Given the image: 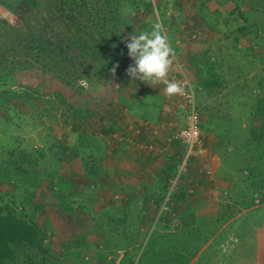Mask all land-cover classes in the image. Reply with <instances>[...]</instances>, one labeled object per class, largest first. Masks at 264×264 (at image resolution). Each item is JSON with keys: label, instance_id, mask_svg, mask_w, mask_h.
<instances>
[{"label": "trees", "instance_id": "16d2710c", "mask_svg": "<svg viewBox=\"0 0 264 264\" xmlns=\"http://www.w3.org/2000/svg\"><path fill=\"white\" fill-rule=\"evenodd\" d=\"M21 1L29 4V10L16 26L6 22L4 17L0 20V123L13 122V110L26 119L30 115L28 110H33L31 107L34 106L40 115L43 114L41 108L36 107L39 100L37 96L44 94L37 85L42 79H36V73L39 72L46 77H52L57 83L58 89L54 90V95L58 97L60 104L66 106L61 109L63 116L66 115L64 122L68 123L67 118H71L68 127L74 130L77 124L79 128L80 124L86 121L87 112L80 115L74 108L75 103L87 108L91 104L93 112L98 104L94 103L95 99L98 98L109 108L111 96L107 97L108 93L99 95L98 91H113L115 83H109L108 89L101 85L110 79L114 81L110 72L114 64H124L123 54L128 52L125 46L128 35H131V32L138 35L142 31H150L152 25L157 20L160 21L159 16L164 15L162 5L154 0ZM212 1L218 4V8L211 10L208 7L207 10L206 3ZM201 3L199 7L194 5L196 13L201 22L208 25L206 13L208 12V17H211V14L220 15L221 6L229 3L233 6L229 12H238V15L232 19L234 24H230L227 19L222 22V26L226 27L223 34L220 33L222 29L215 30L218 26L210 24L211 31L221 34L215 43L217 46L210 45L205 50L194 52L192 58L195 68L192 69L198 71V74L193 83L197 93L204 94L203 108L200 111L198 107V110L205 117L208 131L217 139L214 151L221 161L229 168L241 166L237 168L240 169V174L244 169L247 171L246 175L243 173L240 176L241 195L248 192L258 194L264 192V71L257 70V63L264 62V0H202ZM152 20L153 24L150 23ZM229 36H233L234 45H228V41L223 42V39H228ZM241 37L255 41L254 46L238 47ZM255 45L259 49H255ZM199 68L202 69L201 73ZM82 78L88 79V89L77 86L76 82ZM60 84L72 92L71 99L63 95L59 89ZM52 93L50 92V95H53ZM220 94L221 98L218 97ZM50 95L45 101L55 106L56 99ZM13 99L20 100L25 108H18ZM65 110L72 111L69 117V112L65 114ZM44 112L42 120L52 116L49 114V108L44 109ZM42 120L40 124L44 127L47 122ZM79 129L77 132L80 137L71 145L62 139L55 145H49V148H59L64 155L69 152L70 157L83 155L91 146H96L102 153L104 135L96 130L88 135ZM37 148L39 149L34 150V154L45 156L46 147ZM8 153L14 154V151L10 150ZM28 166V163L23 166L17 160L7 161L5 168L0 167L4 173L0 178L1 182H10L13 179H16L17 183L21 182L29 175ZM98 166L87 167V179L96 183L100 172ZM47 173L50 176L49 181L56 176L51 175L50 171ZM186 175L187 172L182 175L179 185ZM32 180L33 184L37 185L41 178L34 175ZM237 185L234 184V187ZM261 201H264V198ZM68 202L70 201H67L63 208L71 210ZM123 215L126 217V211ZM136 215L141 221L139 229L136 230L133 227L138 226L128 224L124 218L120 220L122 226L118 230L122 236L144 233L143 226L147 219L141 218L144 215L140 211ZM189 217L185 220L187 226L195 221L194 214L190 213ZM187 226L184 225V232L187 231L191 235L198 232L206 237V233L198 229L203 227L202 224L193 223L190 228ZM214 228L217 229V226ZM176 235L178 233L168 234V237L162 235L161 240L167 245L175 239L178 240ZM49 239L47 229L30 216L26 209L23 210L14 202L4 201L0 195V264H65L68 259L73 262L80 258V253L70 251L69 245L76 244L74 240L69 243L68 240L60 242L62 250L58 253L51 247ZM138 241H129L130 243L123 247L126 257L120 264H138V257L135 256L139 254ZM166 245L163 250L177 252L176 246L179 244ZM132 249L137 253L129 256ZM181 255L182 253L179 256ZM127 257L131 258L129 263H126ZM223 258L228 264L225 254L220 255L218 261ZM177 259H174L173 264Z\"/></svg>", "mask_w": 264, "mask_h": 264}, {"label": "rangeland", "instance_id": "374dc122", "mask_svg": "<svg viewBox=\"0 0 264 264\" xmlns=\"http://www.w3.org/2000/svg\"><path fill=\"white\" fill-rule=\"evenodd\" d=\"M154 1L162 5L164 15L161 17L159 16V18L163 23L164 28L167 30L168 39L175 51L174 62L169 75L178 71L179 66L176 64L178 62L182 65L184 71L188 73L192 84L194 85L193 82L195 80V76L198 74V71L192 69V67L195 68L192 58L194 56V52L205 50L210 47V45L216 47L217 44L215 43L226 29L225 26H222V22L227 19L230 24H234L235 21L232 19L235 15H238V12H236V14H231L229 12L233 7L231 3L223 7L221 6L222 14L220 15H213L209 12L212 16L208 17L207 12L206 21L208 22L209 20L208 25L203 21L201 22L198 14L196 13L197 10L195 9L196 6L199 7V5L202 4V0ZM205 6L207 7V10L208 7L211 10L215 7L218 8V4L215 1L207 2ZM28 10L29 4L21 0H0V20L4 17V19L7 20L6 22H11L15 26ZM173 22L176 23L173 25ZM150 23L153 24V20L150 21ZM210 24L218 26L215 27V30L222 29L220 32L221 34L211 31ZM10 30L12 31V29ZM170 32L171 34L169 35ZM11 33H13V31ZM132 33L133 32L130 34ZM233 36H229L228 39L224 38L223 42L228 41V45H234V40L232 39ZM129 37L130 35H128V38ZM239 40V44H237L238 47L248 45L254 46L253 43L255 41L252 39L249 40L248 38L241 37ZM255 49H259V47L255 45ZM127 53L123 54L125 55L124 64L128 62L127 60L129 56ZM129 60V63L133 62L131 58H129ZM262 63L264 62L257 63V66L259 67L257 70L264 71V64ZM127 67L128 66L123 68V65L119 66L116 69V75H111L114 77V81L110 79V81L99 85L108 89L109 83H115L113 93L115 90L118 91L116 85L120 83L119 80L122 77L129 78L125 72ZM27 71L30 73L29 70ZM201 71L202 69L199 68V73H201ZM36 74V79L42 78L39 80L37 85H39V88L44 91V94L37 96L39 100L36 103V107L38 109L41 108V113L43 114L40 115V113L35 110L34 106L31 107L33 110H28L30 115L26 119L25 117H20L16 111L13 110L11 112L13 122L0 123V167L3 168L9 160H17L20 164H23V166L28 163L29 166L27 170L29 171V175L27 174L28 177H26V179L24 177L19 183H17L16 179L11 180L10 182L4 181L3 183L0 180V195L3 196L4 201L14 202V204H18L21 208H23V210L26 209L30 216L34 217L40 225H43L47 229V234L50 236L49 243L51 247L56 250V252L59 253L62 250L60 242H63L64 240H68V243L71 240L76 242L75 245H69V248L71 252L74 251L75 253H80V258L73 262L71 259H68L65 261V264H120L126 257L123 247L126 246V244H129V241H133L135 239L139 240L137 242V245L140 244L137 251L139 254H135L137 252L132 249L129 251V256L135 254L136 258L138 257L137 260H139L138 264H173L174 259L177 258L180 259H177L174 264H226L224 260L225 258L221 259L220 262L218 261V255L227 253L225 251L226 247L224 249L219 248L216 250L217 240L215 238L212 237L213 239L211 238V242L208 241V246L204 250L200 251V249L206 244V239H208L209 236L208 227L210 226H208V224L206 227H198V229H200L199 231H204L206 233V237H204V234L200 235L198 232L191 235L189 232H184L183 230L184 225L187 226V224L182 214V208L186 206L189 207L191 203L195 201V199H192V196L196 193V191H198L199 194L202 193L201 188L203 187L205 181H200V178L201 180L211 182V179L205 175L206 172L204 167L206 166L202 161L203 159L199 160L201 159L200 157H198L199 159L195 157L189 162L187 173L190 170L189 173L194 181L192 180V182L188 181V183H181V187L183 189L180 191V194L176 195L178 199L173 198L174 200H172V196L178 192L180 185L177 183V188L174 187V192L168 195V191L170 189L168 181L165 195L166 204L162 209L157 211V213L156 211L149 212L152 213V215L151 219L148 218L146 224L143 226L144 233H132L131 235L122 236L118 230L119 227L122 226V223H120L117 219L114 220V216L119 219L122 217L124 218L123 209L118 210L116 208L115 212L111 211L109 206L112 201L115 200L114 197L110 199V195L97 194L96 190L98 189V186L93 188V180L90 179V181L87 179V172L89 171L87 167H94V165L98 166L100 162L99 157L101 154L99 150L95 148L96 146H91L89 148L90 150H87L83 152V155L76 157L68 156L69 152L67 155H64L62 151H59V148H49V145H55L58 140L62 141V139H64L67 144L69 142L71 145L74 141H76L77 137H80L77 132L80 126L90 132L93 127L87 125H93V123L96 124L97 119L104 116L102 113H104V110L106 111L108 109L106 108V104L101 103L98 98L95 99L96 101L94 103L98 104L95 106L94 111H99L96 114L94 111L92 112L93 107L91 104L89 105L90 107L87 108L83 107L81 104L77 105L75 103L74 108L78 110V113L81 115L87 112V116L85 117L86 121H83L84 123L82 122L83 124L81 123L79 128L77 124H75L74 130H71V128L68 127L70 126L69 123H71V118H67L69 122L65 123L64 120L66 119V115L63 116V111H61V109L66 108V106L60 104L58 97L54 95V90L58 89L57 83L52 79V77H46L39 72ZM59 86V89H61L64 93L63 95L71 99L70 95L72 92L65 88L62 84ZM95 90L97 91V87ZM194 90L197 107H200L201 111L203 108L202 101L204 100V94H198L195 85ZM50 92H53V95H50ZM98 93L99 95H107L106 93H112V90L110 89L108 92L101 90L98 91ZM49 95L51 98L56 99L55 106H52V104H48L45 101V99L49 98ZM221 96V94L218 95L220 98ZM12 101L18 108H25L20 100L13 99ZM218 102L219 100H217V103ZM46 108L50 109L49 114L53 117L51 116L44 119L47 122V125L45 124L44 127H41V118L45 115L44 109ZM67 112H69L67 115V117H69L72 111H64L65 114ZM201 116L203 119V138L206 142V139H208V133H211L208 131V126L205 123V117L203 115ZM105 118L106 117H102L103 120ZM101 122L102 124L104 123V121ZM97 129V132H101L102 135H104L102 138L106 137L105 134L107 131L104 130V128ZM7 130L12 131L7 133ZM80 141L83 140L80 139ZM43 146L47 149L45 156L35 155L34 150L37 151L39 149L37 147ZM10 150H13L14 154L9 155L8 152ZM208 150H210L209 147ZM90 154H92L93 157ZM103 164L105 167L107 166V162ZM222 165L223 169L226 171H233L236 173L235 175L230 174V177L233 184L237 185L239 182V185L234 187V191L224 198L225 201H220L224 204H236L246 208L251 203L255 202V199L261 200L264 198V192L258 194L248 192L246 195H241L240 180H242V178L240 176L243 173L246 175L247 171L244 169V171L240 174V169L237 168L241 166L229 168L225 162H222ZM190 166L192 167L190 168ZM48 171L52 173L51 175H56L52 181H49L50 176L47 173ZM100 172H102L101 169ZM174 174L175 169L173 177ZM202 174L203 177H201ZM34 175H39L41 178L37 185L33 184L32 179ZM236 175L238 178H236ZM2 176H4V173H2V169H0V178ZM213 177L214 174H212L211 178L213 179ZM199 186H201V188H199ZM190 187L194 189L193 193L188 192V188ZM182 193L184 195H182ZM67 201H70L68 203H70L71 210L63 208ZM196 201L198 200L196 199ZM180 203H184V205H181ZM186 210L187 208L185 211ZM136 213V211H132V216L127 219L128 224L138 226L133 227L134 230L139 229V224L141 222L136 218ZM199 218L202 220L207 218V221L210 220V215L202 214ZM157 219L158 221H156ZM193 223L194 221L190 224L192 225ZM190 224L187 226L188 228L191 227ZM233 230L236 231L237 227L234 226V224H229L227 229L221 232V239H223L221 245L226 241L230 248L234 247L233 243L227 240L229 234L233 232ZM182 231L184 233H181ZM172 233H178V235H176L178 236V240H175L176 242L172 241L167 243V245L162 242V235L168 237V234ZM251 238L254 240L253 237ZM179 239L182 241H179ZM171 243L179 244L176 246L178 247L176 253L173 251L171 252L170 250L169 252L162 249L164 245L169 246ZM180 253H182V255L184 253V257H182V255L179 256ZM130 260L131 258H128L126 263H129ZM227 261L228 264H238L235 257L229 258Z\"/></svg>", "mask_w": 264, "mask_h": 264}, {"label": "crops", "instance_id": "0c3cea01", "mask_svg": "<svg viewBox=\"0 0 264 264\" xmlns=\"http://www.w3.org/2000/svg\"><path fill=\"white\" fill-rule=\"evenodd\" d=\"M127 61L123 64V68L132 63H129V58ZM188 77L190 78L189 75ZM119 82L116 85L120 86L118 91L115 90L114 93L112 91L107 95V97L111 96V102L109 108L102 113L104 116L101 115L106 118L103 120L101 117L97 119L96 124L87 125L93 127L91 131L104 128L108 133L102 140L104 152L100 153L98 166L104 173H98L97 184L93 181L92 187L98 186L97 194L110 195V199L114 197L115 200L109 208L114 212L116 208L126 211V217H124L126 221L132 216V211L142 212L144 216L141 218L148 220L152 215L149 212L156 211L157 213L166 204L168 181L182 153V145L178 142L171 144L169 149L163 150L168 131L161 129L157 135L152 133L153 127L175 116L174 102L171 101V97L164 95L163 85L151 87L140 81L133 83L127 77H122ZM97 112L99 111H94L96 114ZM101 121L104 123L102 124ZM80 129V132L87 134L91 132L82 127ZM206 140V145L210 150L203 160L202 157L198 159L202 160L206 166L209 162L208 169L212 171L214 177L211 182L199 179L205 181L202 188L199 186L202 193L199 194L196 191L192 199L198 201H194L189 207L182 208V214L185 220L190 213L194 214V223L202 224L204 227L207 224L210 226L208 227V239L200 251L208 246V241L213 237L217 240L216 250L226 247L225 255L228 259L235 257L238 264H264V201L255 199L256 203L253 202L246 208L222 202L234 191L230 176L236 173L223 169L222 161L214 151L217 139L208 133ZM106 162L105 167L103 163ZM189 172L181 183L192 182L193 179ZM236 178H238L237 175ZM182 189L180 185L178 192L172 196V200L178 199L176 195L180 194ZM180 204L184 205V203ZM200 214L210 215V220L206 221L207 218L202 220L199 218ZM136 218H138L137 215ZM116 219L121 220L114 216V220ZM229 224L237 227V230H233L227 238L233 243V248H230L226 241L221 245L223 242L221 232L226 230ZM214 226H217V229Z\"/></svg>", "mask_w": 264, "mask_h": 264}, {"label": "clouds", "instance_id": "9594fccd", "mask_svg": "<svg viewBox=\"0 0 264 264\" xmlns=\"http://www.w3.org/2000/svg\"><path fill=\"white\" fill-rule=\"evenodd\" d=\"M125 46L129 58L133 61L125 70L131 82L140 81L151 87L163 84L162 91L167 97L184 95L185 87L180 82L168 78L175 51L161 21L157 20L150 31H142L138 35L131 34ZM118 67L119 63H116L110 69L112 76L116 75ZM76 83L85 89L90 87L87 78H82Z\"/></svg>", "mask_w": 264, "mask_h": 264}, {"label": "built area", "instance_id": "2783aa9c", "mask_svg": "<svg viewBox=\"0 0 264 264\" xmlns=\"http://www.w3.org/2000/svg\"><path fill=\"white\" fill-rule=\"evenodd\" d=\"M176 64L179 66L178 71L169 75L168 78L172 81L180 82L185 87V93L184 95L171 97L174 102L173 112L175 116L173 115V118L167 119L164 123L152 128L153 135L159 134L161 129L168 131L165 141L166 145L163 150L169 149V146L174 142L182 145V153L175 164L174 177L169 180L170 189L168 195L174 192V187L177 188V183L182 175L187 172L189 162L195 157L204 159L208 152V146L203 138L202 116L197 107L192 81L182 65L178 62ZM204 170L206 172L205 175L212 179L213 173L208 169V166L204 167ZM193 191V188H188L189 193H193Z\"/></svg>", "mask_w": 264, "mask_h": 264}]
</instances>
